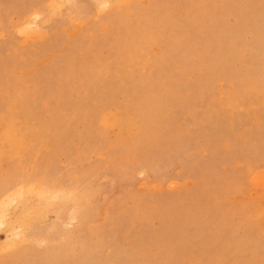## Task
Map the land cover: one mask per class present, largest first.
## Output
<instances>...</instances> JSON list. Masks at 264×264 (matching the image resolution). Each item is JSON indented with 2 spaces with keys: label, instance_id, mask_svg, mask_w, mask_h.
Masks as SVG:
<instances>
[{
  "label": "rangeland",
  "instance_id": "obj_1",
  "mask_svg": "<svg viewBox=\"0 0 264 264\" xmlns=\"http://www.w3.org/2000/svg\"><path fill=\"white\" fill-rule=\"evenodd\" d=\"M0 264H264V0H0Z\"/></svg>",
  "mask_w": 264,
  "mask_h": 264
}]
</instances>
